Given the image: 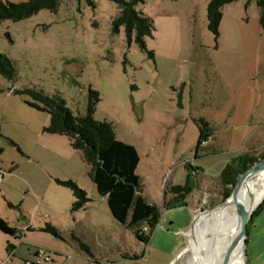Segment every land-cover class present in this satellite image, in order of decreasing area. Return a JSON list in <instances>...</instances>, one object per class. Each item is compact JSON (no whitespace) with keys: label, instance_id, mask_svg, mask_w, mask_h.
I'll return each instance as SVG.
<instances>
[{"label":"rangeland","instance_id":"obj_1","mask_svg":"<svg viewBox=\"0 0 264 264\" xmlns=\"http://www.w3.org/2000/svg\"><path fill=\"white\" fill-rule=\"evenodd\" d=\"M210 1L138 3L155 26L145 46L116 26L114 0H60L57 12L0 22V53L16 70L0 74V264H188L195 219L222 203V171L239 156H264L260 9L227 4L217 37ZM90 88L101 96L94 118L140 153V188L161 211L149 242L136 235L147 223L114 218L83 153L48 132L50 114L19 93L57 94L86 114ZM67 181L88 193L84 209L73 211ZM188 181L186 204L166 206ZM245 264H264V203L249 223Z\"/></svg>","mask_w":264,"mask_h":264},{"label":"trees","instance_id":"obj_2","mask_svg":"<svg viewBox=\"0 0 264 264\" xmlns=\"http://www.w3.org/2000/svg\"><path fill=\"white\" fill-rule=\"evenodd\" d=\"M119 4L120 15L115 24L124 25L130 38L136 34L137 41L145 46V38L153 34L154 21L139 13L135 6L145 0H114ZM238 0H211L208 5V23L210 30L218 37L223 17V8ZM252 1V0H248ZM260 9V23L264 29V0H255ZM60 0H27L14 4L0 1V22L4 20L21 21L37 14L43 9L57 12ZM15 67L8 56L0 53V74L14 78ZM35 98L32 103L36 108L47 111L51 116L48 132L67 136L72 146L83 153L85 161L91 166L90 176L98 192L108 198V205L114 218L130 227L146 222L145 230H138L136 235L144 242H149L151 234L161 220L159 207L147 200L140 188L141 176L138 172L141 156L136 146L119 139L114 127L107 121L94 118L100 93L93 88L87 96L86 114H75L67 106V101L60 95H47L42 90L26 89L20 91ZM203 137L206 132L203 130ZM200 141L199 144H202ZM264 158V156L262 157ZM260 159L251 155H242L232 160L221 173L222 203L230 198L241 176L250 170ZM75 195L73 211H79L91 201L88 193L73 181L63 182ZM194 182L176 186L173 193L178 200L166 203V206L185 205L187 197L194 189ZM255 214V213H254ZM253 219V218H252ZM251 219V220H252ZM150 231V234L147 232Z\"/></svg>","mask_w":264,"mask_h":264},{"label":"bare ground","instance_id":"obj_3","mask_svg":"<svg viewBox=\"0 0 264 264\" xmlns=\"http://www.w3.org/2000/svg\"><path fill=\"white\" fill-rule=\"evenodd\" d=\"M252 195L260 200L264 198V170L245 177L236 198L230 197L215 208L204 211L196 224L195 219L189 233V237L194 235V241L188 264H225L228 251L240 232L238 205L247 207ZM244 242L243 237L238 240L227 264H245Z\"/></svg>","mask_w":264,"mask_h":264},{"label":"water","instance_id":"obj_4","mask_svg":"<svg viewBox=\"0 0 264 264\" xmlns=\"http://www.w3.org/2000/svg\"><path fill=\"white\" fill-rule=\"evenodd\" d=\"M264 170V158L262 160H260L259 162H257L250 170H248L246 173H244L238 184L236 185L233 194L231 197L236 198L239 190L241 188L242 182L244 180L245 177L249 176V175H255L260 173L261 171ZM264 203V198L262 200L258 199V197L256 195H252L251 198V202L249 203V205L247 207H244L242 205H238V214L240 217V232L238 237H236V239L234 240L232 246L230 247L226 260H225V264H227V261L231 255L232 250L234 249L236 243L238 242V240L243 237L245 238V242H244V249H245V256L247 258V239H248V227H249V223L251 221V219L254 216V213L256 212V210ZM246 263V262H245Z\"/></svg>","mask_w":264,"mask_h":264},{"label":"built area","instance_id":"obj_5","mask_svg":"<svg viewBox=\"0 0 264 264\" xmlns=\"http://www.w3.org/2000/svg\"><path fill=\"white\" fill-rule=\"evenodd\" d=\"M207 143V141H204V144H206ZM145 229H147V228H145Z\"/></svg>","mask_w":264,"mask_h":264},{"label":"crops","instance_id":"obj_6","mask_svg":"<svg viewBox=\"0 0 264 264\" xmlns=\"http://www.w3.org/2000/svg\"><path fill=\"white\" fill-rule=\"evenodd\" d=\"M198 216V215H197ZM253 218H254V216H253ZM253 220V219H252ZM161 221V220H160ZM159 224H160V222H159ZM159 224H158V226H159ZM150 241V240H149Z\"/></svg>","mask_w":264,"mask_h":264}]
</instances>
